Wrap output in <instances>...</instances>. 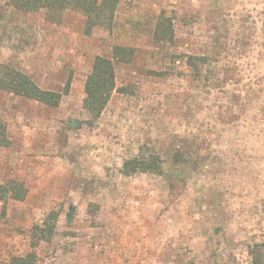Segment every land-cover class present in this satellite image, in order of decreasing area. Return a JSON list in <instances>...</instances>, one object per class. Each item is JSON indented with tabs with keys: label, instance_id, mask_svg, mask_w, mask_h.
Listing matches in <instances>:
<instances>
[{
	"label": "rangeland",
	"instance_id": "1",
	"mask_svg": "<svg viewBox=\"0 0 264 264\" xmlns=\"http://www.w3.org/2000/svg\"><path fill=\"white\" fill-rule=\"evenodd\" d=\"M83 24L0 0V64L46 91L70 80L56 108L0 91V185L26 190L0 201V264L31 251V228L52 211L41 264H250L264 243V0H119L109 26L85 35ZM114 46L132 59L114 64L92 120L84 82ZM186 56L211 61L196 73ZM139 152L158 154L163 174L122 176Z\"/></svg>",
	"mask_w": 264,
	"mask_h": 264
},
{
	"label": "trees",
	"instance_id": "2",
	"mask_svg": "<svg viewBox=\"0 0 264 264\" xmlns=\"http://www.w3.org/2000/svg\"><path fill=\"white\" fill-rule=\"evenodd\" d=\"M119 0H7V4L21 13H34L44 10L49 18L58 19L60 15L67 11H75L82 15L84 19L83 32L90 35L95 28L109 26L112 23L115 9ZM158 23L156 29L166 37L170 35L168 21ZM167 27L164 29V23ZM157 39V37L155 36ZM133 51L128 48L114 46L112 48L111 59L95 57L91 66V71L87 75L84 86V98L82 109L92 120L98 119L109 102L112 92L115 90V63H128L132 59ZM210 56H186L185 64L197 73L200 66L210 63ZM243 75L247 77L245 88L251 89L255 85L251 83L248 72ZM211 82H218L220 79L213 76ZM230 80V78L228 79ZM251 81V82H250ZM213 86V83H210ZM70 80L67 81L63 92H53L40 89L33 79L26 73L16 70L8 64H0V91L11 93L14 96L25 100L35 101L47 107L56 108L61 97L67 94ZM262 103V101H261ZM5 127L0 124V146H8ZM175 162L179 163L180 158L176 156ZM163 161L158 154H139L122 162L120 174L131 177L138 174L156 175L163 174ZM26 190L15 181H10L0 185V201H5L7 197L15 201H22ZM58 220L57 212H50L42 221L41 225H35L30 232L31 251L24 256L12 257L9 264H41L36 253V249L41 242H49L54 234ZM250 264H264V243L254 244L248 249Z\"/></svg>",
	"mask_w": 264,
	"mask_h": 264
}]
</instances>
